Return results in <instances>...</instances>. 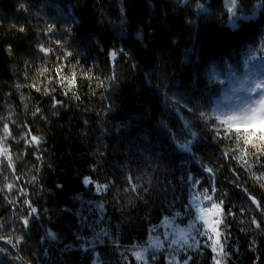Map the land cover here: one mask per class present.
<instances>
[{"label":"trees","instance_id":"16d2710c","mask_svg":"<svg viewBox=\"0 0 264 264\" xmlns=\"http://www.w3.org/2000/svg\"><path fill=\"white\" fill-rule=\"evenodd\" d=\"M237 2L232 17L226 0H0V125L10 130L3 140L0 127V221L28 216L25 200L38 209L29 227L0 233V264H139L135 250L148 264H174L172 249L151 246L155 228L190 224L191 199L210 207L203 190L213 182L228 225L219 226L222 263L264 264V223H251L261 217L248 199L264 209L255 178L264 176V127L217 113L229 89L264 69V8ZM73 71L69 90L58 81ZM25 126L39 145L26 143ZM191 239L199 246L181 249V260L216 264L212 240L195 230Z\"/></svg>","mask_w":264,"mask_h":264},{"label":"snow or ice","instance_id":"6c2138e0","mask_svg":"<svg viewBox=\"0 0 264 264\" xmlns=\"http://www.w3.org/2000/svg\"><path fill=\"white\" fill-rule=\"evenodd\" d=\"M226 6L228 8L229 13L231 14L232 17H237V13L239 12V6H238V2L237 0H226ZM199 8H203V5H198ZM258 7H262L264 8V0H260V4L258 5ZM247 19V18H246ZM232 26L236 27L235 21L233 20L232 22ZM55 29V25L54 23H51L47 26V28L45 29L46 32L50 33L53 32ZM71 27H68L66 29L67 32H71ZM20 31H24L23 28L20 29ZM67 41H56L57 45H63L66 44ZM40 51L44 52L45 54H47L49 52L48 48H45L44 45H38ZM121 52H123V49H120ZM72 52L68 51L67 48L64 49V56L63 59H66L68 56H71ZM117 53L115 51H113L112 53H110L111 58L114 60L116 57ZM57 59H60V57H58ZM75 67V66H73ZM48 69L44 68L41 70V75H43L45 72H47ZM62 71V66L60 69H58L57 71V76L60 75V72ZM68 81V83L65 85V81ZM75 80V71H73L72 73V79L68 80L67 77H63L61 78L58 82L62 85V86H66L68 87L69 90H71V86L74 83ZM243 87V84H242ZM39 90V89H37ZM234 91H240V89H234ZM247 93H249V97L246 101L247 106L243 109V113L245 115L248 114H252L255 115L256 112H259V115L261 117L262 120H264V79H257L254 80L251 84H249V86L246 89ZM68 92H65V95H67ZM54 99V103L52 104L53 108H56L57 105H59L61 102L57 101ZM192 109H189V111H191ZM40 111L39 108H37L35 110V112H33V115H36V113H38ZM201 115H203V113H201ZM230 119H225L223 122L224 123H230ZM0 127L3 128V140H7V137L10 135V130L7 126V124L4 125H0ZM26 127V131L24 134V139L26 141V143L28 144H32L35 143L36 145H39L40 143V138L37 136H33L31 135V129H28L27 126ZM262 133H264V129H261ZM237 132H239V129H237ZM217 135H220L219 131H217ZM226 136H229V133H225ZM192 136L195 137V133H192ZM230 138V136H229ZM182 148H186L187 145H181ZM234 151V150H233ZM257 152H259L260 155H264V150L261 149H257ZM0 154H4L7 155V149H3L2 152H0ZM225 157L228 156V152L224 153ZM254 156H256L257 161H259L260 159V155H257L256 152L253 153ZM8 162L10 164L11 162V157L8 156L7 157ZM37 159H39V157H37ZM245 163H247V161H245ZM5 167H8V164L5 165ZM204 171H206L207 173H209L212 177H213V181H214V172H213V168L211 167H205ZM5 180L7 179V176L3 177ZM257 180H264V176H260V177H255ZM16 179H19V177H17ZM33 180H35L36 178L33 177ZM189 179H191V177H189ZM129 181L131 182V177H129ZM83 183L85 186L89 185V184H95V182L91 179V177H85L83 179ZM197 184H199V181H193V187H195ZM5 187L9 190H11L13 188V184L9 183L6 184ZM59 187H62V185H59ZM108 185L104 184V185H100V184H95V188L97 190V192H102V191H106L107 190ZM131 190L133 192L136 191V186L135 184H131ZM216 188H215V183L213 182V186H212V192L211 194H209L207 189L203 190V196L206 200L211 201V207L210 208H201L199 206V203H197L199 201V196H194L193 198V203L196 204V208H197V214L194 216L193 221L188 225L187 229H180L179 230V236L177 239H173L171 241L172 244H178L180 243V241H183L185 244L187 243V240L189 238V233L193 230L196 231L197 235H202V236H206L208 238V240H213V235L212 233H216L217 235H219V226L221 224H223V227L225 229H227L228 225L223 223L222 219H216L214 221H209L205 218L206 214L211 210V208H218L220 205L223 204V200L221 199L219 201V204H217L216 200L214 199L215 195H216ZM245 191H247L245 189ZM20 195L22 196H27L28 194L26 192H24L23 190L20 191ZM248 199L251 201V203H253L255 205V209L257 211H259L260 217L261 219L258 221L256 219V216H253L251 218V223L253 225H255L256 229H260L262 223H264V209H261V205L258 201L255 200L254 197H251L250 195L248 196ZM25 204L28 205V208L30 209L29 211V215L24 217L22 220V223L24 225V227H27L29 224V219L31 217H33L34 215L38 214V209H36L35 207H33L30 203V201L25 200L24 201ZM103 206L101 205V208ZM228 215H233L232 213H228ZM203 222L201 224V226L198 228L197 224L199 222ZM53 238H55L54 234H51ZM194 239V238H193ZM224 239L226 240L227 237L225 236ZM9 243H12L11 240L8 241ZM20 241L17 240V244ZM195 242V241H194ZM155 247H161L162 244L161 242H156ZM197 246L198 243H197ZM210 247L213 248V251H216L217 248H219V250L221 252H223V244L221 243V240L219 238L215 239L212 245H209ZM13 247H16V244H13ZM189 247H192V245H189ZM0 251H2V249H0ZM135 256L137 259L143 260L144 259V252L143 251H136ZM191 257H187L185 259V264H188V260H190ZM216 264H220V260H216Z\"/></svg>","mask_w":264,"mask_h":264},{"label":"rangeland","instance_id":"374dc122","mask_svg":"<svg viewBox=\"0 0 264 264\" xmlns=\"http://www.w3.org/2000/svg\"><path fill=\"white\" fill-rule=\"evenodd\" d=\"M257 79H264V69L259 68L257 71L250 72V74L246 78H243L241 81L246 80V81H244L245 84L243 85V88L246 87V89H247L249 84H251L254 80H257ZM234 88L240 89V91H234V89L232 90V88H231L225 93L223 99L221 98L222 100L218 104V110H217L218 115L224 120L231 118L230 123H232L234 125H253V124L257 123L258 125H260V127H264V120L261 119L259 112H256L255 115H252V114L245 115L243 113V109L247 106L246 101H247L250 94L247 93L246 91L242 90V87H240L239 84L237 87H234ZM195 196H199V195H195ZM199 206L202 208H210L211 207V206L207 207L205 204H202L200 196H199ZM219 212H220V207L211 208V210L206 214L205 218L207 220H209L210 222L214 221L216 219H219V217H218ZM24 217H25L24 214L19 213V214L14 215V217H12L10 221H0V233H6L8 230H11L13 232L12 228L17 229L18 227H20L23 224L22 220ZM17 221H18V223H17ZM29 224H30V220H29ZM188 225H183V224H181L179 222H175L173 220H165L161 224L162 233H160V227L155 228V231L158 234L156 236H153L152 239L156 240L155 243L161 242L162 246H167L166 247L167 249H172L171 253L173 255L172 254L169 255V260L171 263L183 264L185 262V260H181L178 252L183 248H188L189 245H192L193 247H198L197 246L198 242L195 243L191 239L193 231H191L189 233V238H188L186 244L183 241H180V243H178V244H172L171 243V241L173 239L178 238L179 230L180 229H187ZM212 235H213V240H212V243L210 245L213 244L215 239H217V238L220 239V233H219V235H217L216 233H212ZM155 243L152 244L151 246H154ZM211 249L213 250L212 247H211ZM136 251H143L144 252V259L143 260L136 258L135 254H134ZM213 252L216 254L217 259L220 260V264H224V263H222L224 257L222 255V252L219 250V248H217V250L213 251ZM133 254H134V257L136 258V260L139 262V264H148L147 253L145 250H135L133 252Z\"/></svg>","mask_w":264,"mask_h":264},{"label":"water","instance_id":"95a60500","mask_svg":"<svg viewBox=\"0 0 264 264\" xmlns=\"http://www.w3.org/2000/svg\"><path fill=\"white\" fill-rule=\"evenodd\" d=\"M193 198H194V197H193ZM193 198H192L191 201H190L191 208H192V209H196V204L193 203ZM197 203H199V201H198ZM184 264H185V263H184Z\"/></svg>","mask_w":264,"mask_h":264},{"label":"bare ground","instance_id":"6f19581e","mask_svg":"<svg viewBox=\"0 0 264 264\" xmlns=\"http://www.w3.org/2000/svg\"><path fill=\"white\" fill-rule=\"evenodd\" d=\"M27 227H29V224H28V226H27ZM171 246H172V245H171ZM165 247H166V246H165ZM184 263H185V262H184ZM184 263H183V264H184Z\"/></svg>","mask_w":264,"mask_h":264}]
</instances>
